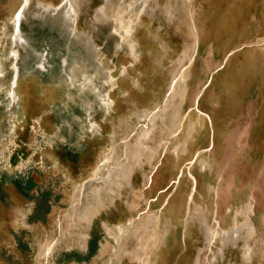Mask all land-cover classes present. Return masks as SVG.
Wrapping results in <instances>:
<instances>
[{"label":"rangeland","instance_id":"1","mask_svg":"<svg viewBox=\"0 0 264 264\" xmlns=\"http://www.w3.org/2000/svg\"><path fill=\"white\" fill-rule=\"evenodd\" d=\"M72 2L0 0V264H264V134H210L192 109L199 1ZM237 207L252 230L211 241Z\"/></svg>","mask_w":264,"mask_h":264},{"label":"crops","instance_id":"2","mask_svg":"<svg viewBox=\"0 0 264 264\" xmlns=\"http://www.w3.org/2000/svg\"><path fill=\"white\" fill-rule=\"evenodd\" d=\"M198 1L201 8L189 15L184 24L193 38L210 40L203 42V47L208 45L203 59L206 72L192 109L199 110L210 134H264V0ZM214 38L219 39L218 49ZM189 56L194 63L197 56ZM215 75L220 88L219 116L214 108L210 111L200 104L205 101L207 89L216 82ZM250 87L258 93L256 105L250 96L243 94ZM202 129L207 131L206 127Z\"/></svg>","mask_w":264,"mask_h":264},{"label":"bare ground","instance_id":"3","mask_svg":"<svg viewBox=\"0 0 264 264\" xmlns=\"http://www.w3.org/2000/svg\"><path fill=\"white\" fill-rule=\"evenodd\" d=\"M66 3H68V9H67V13L68 16L75 19L77 10L72 2V0H64ZM102 9H105V7H101ZM107 13V12H106ZM23 13L22 11L18 12L17 15L15 16V22L17 24V29L19 30L20 28V22H21V17H22ZM175 81V80H174ZM175 87V84L173 85V88ZM172 88V86H171ZM209 117V116H208ZM210 119V118H209ZM214 129V128H213ZM183 174V171L181 172ZM109 175V174H108ZM189 175L191 176V178L193 179V186L191 189V192L189 194V203L194 200V194L195 191L197 190V185L195 184L197 182V178L190 172ZM178 177V176H177ZM178 178H176L177 180ZM175 180V181H176ZM180 180V179H179ZM191 208V206L189 205V209ZM241 209L242 207H237L235 210V213L233 215V224L231 225V227H224L219 219H215V221L210 224L208 226V232H209V237L211 239V241H213L214 239H218L220 236H224V235H228L230 233H234L237 234L239 232L240 227H242L244 224L246 225V227H248L249 229L252 230V225L249 221H245V223H239V215H241ZM249 209V211H247ZM248 209L246 210L247 212V216L249 217V213H251L253 211V201L252 199H250L249 204H248ZM230 211V209H229ZM244 225V226H245ZM252 235V234H249ZM48 248H50V246H48ZM250 249L251 247L249 246V244L247 245V250L248 253H250ZM199 263V262H198ZM201 264V263H199Z\"/></svg>","mask_w":264,"mask_h":264}]
</instances>
